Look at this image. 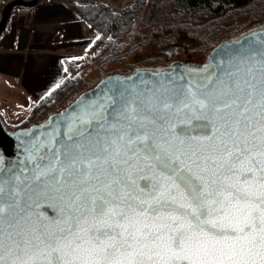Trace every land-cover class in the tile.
Segmentation results:
<instances>
[{"label":"snow or ice","instance_id":"6c2138e0","mask_svg":"<svg viewBox=\"0 0 264 264\" xmlns=\"http://www.w3.org/2000/svg\"><path fill=\"white\" fill-rule=\"evenodd\" d=\"M241 65L117 89L0 167V264H264V36Z\"/></svg>","mask_w":264,"mask_h":264},{"label":"rangeland","instance_id":"374dc122","mask_svg":"<svg viewBox=\"0 0 264 264\" xmlns=\"http://www.w3.org/2000/svg\"><path fill=\"white\" fill-rule=\"evenodd\" d=\"M171 2L145 0L127 33L120 37L108 36L112 39L110 42H96L95 49L87 50L85 56L91 60L90 65L76 77L74 87L66 89L57 98L45 101L31 115L38 99L4 90L0 99L4 106L1 104L0 112L6 117L5 123L16 128L38 122L110 73L129 72L137 66H154L176 59L203 61L223 39L264 21V0H252L195 24L178 21L179 12L171 9ZM175 43H180L181 50L177 53L173 52Z\"/></svg>","mask_w":264,"mask_h":264},{"label":"water","instance_id":"95a60500","mask_svg":"<svg viewBox=\"0 0 264 264\" xmlns=\"http://www.w3.org/2000/svg\"><path fill=\"white\" fill-rule=\"evenodd\" d=\"M38 0H10L0 13V35L3 33L11 11L18 7L31 8ZM264 21L249 27L236 35L227 37L215 45L205 60L200 62L173 60L167 65L137 66L129 72H114L102 76L93 86L80 92L64 107L50 113L43 120L28 126L10 129L0 115V167H26L27 149L40 140H46L53 134L60 136L77 117L85 113L107 112L117 89H135L147 92L148 89L160 90L166 87H178L192 77V70L207 68L215 72L217 65H227L230 70L241 67V60L250 42H258L264 36ZM239 53V55H237ZM159 94V93H158ZM135 95V93H133ZM24 162V163H20ZM39 210L42 215L51 217L54 210L42 202Z\"/></svg>","mask_w":264,"mask_h":264},{"label":"crops","instance_id":"0c3cea01","mask_svg":"<svg viewBox=\"0 0 264 264\" xmlns=\"http://www.w3.org/2000/svg\"><path fill=\"white\" fill-rule=\"evenodd\" d=\"M97 35L63 0L13 9L0 35V99L8 90L39 101L64 77L65 59L90 60Z\"/></svg>","mask_w":264,"mask_h":264},{"label":"trees","instance_id":"16d2710c","mask_svg":"<svg viewBox=\"0 0 264 264\" xmlns=\"http://www.w3.org/2000/svg\"><path fill=\"white\" fill-rule=\"evenodd\" d=\"M75 13L90 24L98 33L92 41L91 49L95 43L110 42L109 37H120L127 33L134 23L135 18L144 5L145 0H134L131 6L125 7L120 12H113L100 3L80 4L73 0H63ZM252 0H172L171 9L179 12L178 21L186 23H202L211 18L224 14L228 9L244 6ZM109 36V37H108ZM95 56V55H93ZM86 59L70 58L64 61V77L47 94L33 106L30 113L44 104L49 99H54L63 94L66 89L74 87L78 72L89 66Z\"/></svg>","mask_w":264,"mask_h":264},{"label":"built area","instance_id":"2783aa9c","mask_svg":"<svg viewBox=\"0 0 264 264\" xmlns=\"http://www.w3.org/2000/svg\"><path fill=\"white\" fill-rule=\"evenodd\" d=\"M10 0H0V13L3 7L9 2ZM76 3L86 4V3H100L104 4L108 9L113 12H120L127 6H131L134 0H73ZM53 0H38L37 4H47L51 3Z\"/></svg>","mask_w":264,"mask_h":264},{"label":"flooded vegetation","instance_id":"af4514ba","mask_svg":"<svg viewBox=\"0 0 264 264\" xmlns=\"http://www.w3.org/2000/svg\"><path fill=\"white\" fill-rule=\"evenodd\" d=\"M180 44V43H179ZM179 44L178 43H175L174 45H173V52L174 53H177V51H179V50H181V48H180V46H179ZM167 52H169V50H166ZM171 61H168L167 63H163V64H157V65H167V64H169ZM154 66H156V65H154ZM4 120V119H3ZM43 120V119H42ZM41 121V120H40ZM5 122V121H4ZM39 122V121H38ZM6 124V123H5ZM7 125V124H6ZM26 126H28V125H26ZM7 127H9L8 125H7ZM21 127V126H20ZM10 129H15V128H12V127H9ZM16 128H18V127H16Z\"/></svg>","mask_w":264,"mask_h":264}]
</instances>
